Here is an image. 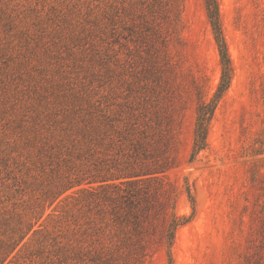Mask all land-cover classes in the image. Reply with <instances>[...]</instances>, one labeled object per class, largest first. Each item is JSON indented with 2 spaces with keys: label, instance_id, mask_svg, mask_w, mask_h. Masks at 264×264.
Segmentation results:
<instances>
[{
  "label": "rangeland",
  "instance_id": "obj_1",
  "mask_svg": "<svg viewBox=\"0 0 264 264\" xmlns=\"http://www.w3.org/2000/svg\"><path fill=\"white\" fill-rule=\"evenodd\" d=\"M117 1L111 0L113 14ZM217 3L233 75L210 122L207 147L192 163L198 101L194 86H201L203 99H208L220 78L204 0H183L182 26L166 48L168 85L160 97L166 94L165 102L172 105L179 143L178 164L165 177L175 187L179 215L192 212L186 181L195 203L192 220L175 233L172 257L174 264H264V153L257 154L264 152V0ZM98 4L0 0L2 241L11 233H4L3 220L14 226L41 203L47 141L54 142L53 135L69 126L73 107L68 110V104L80 103L97 86L94 77L100 73L90 61L88 33ZM112 18L115 33L118 25ZM115 39H110L113 91L118 87ZM126 48L121 50L123 61L134 60V45ZM125 68L124 79L131 82L132 69ZM53 206L45 209L43 203V216L33 228L43 224L42 232L28 233L7 262L45 264V219ZM143 264H167L164 248L157 247Z\"/></svg>",
  "mask_w": 264,
  "mask_h": 264
},
{
  "label": "trees",
  "instance_id": "obj_2",
  "mask_svg": "<svg viewBox=\"0 0 264 264\" xmlns=\"http://www.w3.org/2000/svg\"><path fill=\"white\" fill-rule=\"evenodd\" d=\"M98 1L88 37L90 61L100 78L94 77L93 93L68 104V110L73 107L69 126L53 135L54 142L47 141L42 205L14 226L3 220L4 233H11L0 240V264H13L7 259L23 238L42 232L43 224L33 228L43 216L44 202L45 209L54 205L45 219V264H143L160 246L166 263L174 264L175 233L194 216L188 182L184 190L192 212L179 215L175 187L165 177L178 164L179 140L172 105L165 102L166 94L160 97L168 85L166 48L182 26L183 0H119L114 14L111 0ZM204 5L220 78L208 99L201 86H194L198 101L189 163L207 147L210 122L233 75L217 0H204ZM113 36L119 47L114 53L116 91L109 75ZM129 43L136 58L128 62L121 50ZM125 67L132 69L131 82L124 79Z\"/></svg>",
  "mask_w": 264,
  "mask_h": 264
}]
</instances>
